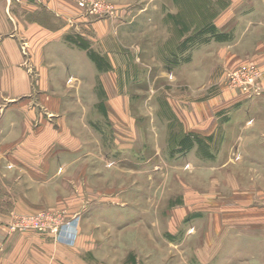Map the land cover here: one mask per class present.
I'll return each instance as SVG.
<instances>
[{"label":"rangeland","instance_id":"rangeland-1","mask_svg":"<svg viewBox=\"0 0 264 264\" xmlns=\"http://www.w3.org/2000/svg\"><path fill=\"white\" fill-rule=\"evenodd\" d=\"M89 2L0 0V243L29 264L38 236L50 264H248L264 0Z\"/></svg>","mask_w":264,"mask_h":264},{"label":"crops","instance_id":"crops-1","mask_svg":"<svg viewBox=\"0 0 264 264\" xmlns=\"http://www.w3.org/2000/svg\"><path fill=\"white\" fill-rule=\"evenodd\" d=\"M256 17L257 18L252 21L251 25H257L260 27V29L264 30V13L261 14L260 17H258L257 14ZM17 57L15 56L16 59H19ZM16 59L13 60V62L16 63ZM260 138H262L261 142L255 143L258 139L254 141V143L258 146L264 143V136ZM50 142L55 141L51 140ZM249 155L252 159H254V162L257 166L264 168V161L261 160V158H264L263 149L258 148L257 150L252 151ZM254 194L261 196L262 199L264 196V191L260 192V189L257 187ZM255 195L252 196L256 197ZM261 199L260 201L257 198L254 199V201L259 202L250 204V209L252 211L250 213L245 212L247 219H243L246 220V222L251 223L252 231H247L245 237L243 238L242 236H237L235 239L231 240V244L233 243V245H235L241 254H247L245 261L248 264H264V204L262 203L264 198L262 200ZM255 222H260L258 228L255 227ZM38 240L42 242L39 243L43 245L31 248L40 259L37 260V264H50L51 257H49V251L51 248L49 246L51 245L48 246V242L50 241L48 240L47 236H38ZM27 255V252H23L22 246L15 243V239L4 244L0 243V264H29L30 258H28Z\"/></svg>","mask_w":264,"mask_h":264},{"label":"built area","instance_id":"built-area-1","mask_svg":"<svg viewBox=\"0 0 264 264\" xmlns=\"http://www.w3.org/2000/svg\"><path fill=\"white\" fill-rule=\"evenodd\" d=\"M79 1H81V2H89V0H79ZM89 4H91V2H89ZM92 5V4H91Z\"/></svg>","mask_w":264,"mask_h":264}]
</instances>
